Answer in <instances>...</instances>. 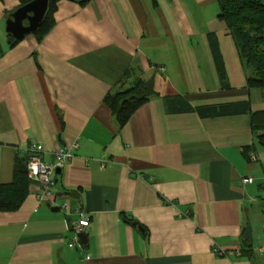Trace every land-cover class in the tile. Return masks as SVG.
I'll list each match as a JSON object with an SVG mask.
<instances>
[{
    "label": "crops",
    "instance_id": "crops-1",
    "mask_svg": "<svg viewBox=\"0 0 264 264\" xmlns=\"http://www.w3.org/2000/svg\"><path fill=\"white\" fill-rule=\"evenodd\" d=\"M19 1L0 0V182L33 144L47 162L79 146L53 175L50 201L32 185L18 210H0V264H264V235L254 236L259 223L264 232V177L243 155L255 142L248 114L184 109L245 100L264 109L217 1L59 0L41 41L30 34L9 48L5 21ZM138 77L158 96L117 130L103 98ZM78 210L89 220L81 239Z\"/></svg>",
    "mask_w": 264,
    "mask_h": 264
},
{
    "label": "trees",
    "instance_id": "trees-1",
    "mask_svg": "<svg viewBox=\"0 0 264 264\" xmlns=\"http://www.w3.org/2000/svg\"><path fill=\"white\" fill-rule=\"evenodd\" d=\"M31 1L33 0H20L17 8H20ZM58 1L59 0L48 1L47 11L43 19L36 31L32 33L37 41H41L52 29L55 23L54 12ZM73 1L84 4L87 0ZM216 1L219 7L218 18L225 23L235 42L239 59L248 70V75L245 79V87L248 89H259L261 91V96L264 99V0ZM7 35L10 39L9 48L13 47L20 41L13 40L9 34ZM207 38L218 72L219 81L223 88H229L226 81L227 77L223 58L218 47L217 36L214 32H208ZM129 72L130 70H127L124 77H126ZM156 96H158V92L154 89V80L151 78L144 79L138 77L127 86H121L115 92L109 91L103 98V103L110 109L114 116L117 130H120L125 124H127L137 109ZM164 101L169 111H171L173 108L170 106L172 97L165 96ZM184 109L195 110L202 118L248 114L249 125L255 142L243 147V155L245 159L250 162L249 152H254L256 144L264 146V109L253 111L248 100L205 106L201 105L194 108L186 105ZM34 155L36 154L28 148L24 153H16L13 157L11 179L7 182H0L1 211L13 212L18 210L25 201L30 186L35 185L33 184V180L28 177L27 173V162L30 157ZM43 161L47 162L45 160ZM263 184L264 182L262 183V188ZM53 185L50 186V192H52ZM38 200L41 201L40 199ZM128 221L131 220L127 219V222ZM243 251L245 254H248L251 249L244 248ZM250 264L253 263L250 262Z\"/></svg>",
    "mask_w": 264,
    "mask_h": 264
},
{
    "label": "built area",
    "instance_id": "built-area-1",
    "mask_svg": "<svg viewBox=\"0 0 264 264\" xmlns=\"http://www.w3.org/2000/svg\"><path fill=\"white\" fill-rule=\"evenodd\" d=\"M159 71H163L160 68ZM78 143L73 142L70 146L58 147L53 153V159L50 162H44L39 155V152L43 149L41 144H33L29 147L33 152L34 156L30 157L27 162V173L28 177L33 180V184L37 187L36 196L41 201H50L53 198L52 192H50V186L53 185V175L56 169L63 168L75 155V151L78 149ZM249 160L251 162H257V154L253 151L249 152ZM244 183H252V177H243ZM264 189V184H263ZM65 206V205H63ZM78 218L72 221V229L75 234L81 233L88 225L89 220L84 213L77 211ZM213 251L219 255H225L219 249L214 248Z\"/></svg>",
    "mask_w": 264,
    "mask_h": 264
},
{
    "label": "water",
    "instance_id": "water-1",
    "mask_svg": "<svg viewBox=\"0 0 264 264\" xmlns=\"http://www.w3.org/2000/svg\"><path fill=\"white\" fill-rule=\"evenodd\" d=\"M48 1L33 0L11 13L5 21V31L11 39L19 41L36 31L47 11ZM60 171L56 169L57 174ZM52 210L57 211L58 208ZM77 237L81 239L82 235L78 234Z\"/></svg>",
    "mask_w": 264,
    "mask_h": 264
},
{
    "label": "rangeland",
    "instance_id": "rangeland-1",
    "mask_svg": "<svg viewBox=\"0 0 264 264\" xmlns=\"http://www.w3.org/2000/svg\"><path fill=\"white\" fill-rule=\"evenodd\" d=\"M258 148L260 149L261 152H264V146L262 145H257ZM251 165L253 164H257V170H258V173L260 175H262V177H264V159H262V161H259V162H249ZM260 234H263L264 235V232H262V229L260 227V223L257 225L256 227V230H255V233H254V236L257 237L258 235ZM257 242H255V245H256Z\"/></svg>",
    "mask_w": 264,
    "mask_h": 264
}]
</instances>
